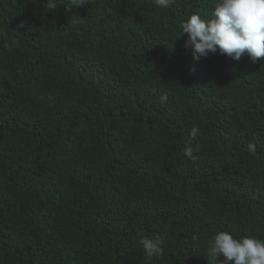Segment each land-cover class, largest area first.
<instances>
[{
	"label": "trees",
	"instance_id": "16d2710c",
	"mask_svg": "<svg viewBox=\"0 0 264 264\" xmlns=\"http://www.w3.org/2000/svg\"><path fill=\"white\" fill-rule=\"evenodd\" d=\"M219 2L0 0V264H210L221 232L264 241V59L196 61L179 27Z\"/></svg>",
	"mask_w": 264,
	"mask_h": 264
},
{
	"label": "clouds",
	"instance_id": "9594fccd",
	"mask_svg": "<svg viewBox=\"0 0 264 264\" xmlns=\"http://www.w3.org/2000/svg\"><path fill=\"white\" fill-rule=\"evenodd\" d=\"M89 3L95 5L97 0H65L64 4L67 5L66 11L72 12ZM58 4L59 0H46L43 6L47 12H54ZM170 4L171 0H155V5L161 9L170 7ZM179 27L182 29V38L189 37L185 48L193 51L196 61L217 51L235 61H240L246 53L251 56L253 63L264 59V0H220L211 20L192 15L187 22L182 21ZM162 99L167 101L166 96ZM199 134V128L191 129L193 139ZM198 151L199 146L196 149L189 147L184 154L195 163L199 159L196 155ZM256 151L255 144L249 145L251 154ZM192 239L195 248L200 237L196 235ZM163 243L159 237L139 241L149 259L164 255ZM221 257L227 264H264V241L255 238L237 240L228 232H221L208 241L207 258L210 264H217Z\"/></svg>",
	"mask_w": 264,
	"mask_h": 264
}]
</instances>
